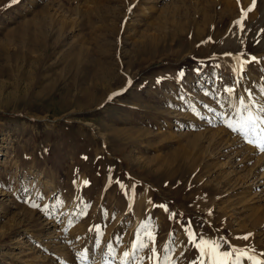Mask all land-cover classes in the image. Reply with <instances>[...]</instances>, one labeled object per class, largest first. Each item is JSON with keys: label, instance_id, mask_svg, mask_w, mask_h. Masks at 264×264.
Here are the masks:
<instances>
[{"label": "rangeland", "instance_id": "rangeland-1", "mask_svg": "<svg viewBox=\"0 0 264 264\" xmlns=\"http://www.w3.org/2000/svg\"><path fill=\"white\" fill-rule=\"evenodd\" d=\"M24 22L46 44L29 85L0 34V264H153L149 235L163 264H206L201 237L264 264V125L229 129L223 91L264 103V0H0V33Z\"/></svg>", "mask_w": 264, "mask_h": 264}, {"label": "snow or ice", "instance_id": "snow-or-ice-1", "mask_svg": "<svg viewBox=\"0 0 264 264\" xmlns=\"http://www.w3.org/2000/svg\"><path fill=\"white\" fill-rule=\"evenodd\" d=\"M19 0H12V3H18ZM251 10V6L249 7L248 11ZM244 14V11L242 10V15ZM230 55V54H228ZM252 60L254 61L255 58L253 57ZM241 72H243V65H241L240 69ZM195 71H199V69H196ZM181 76H183V71L180 73ZM224 93L226 94L224 99L226 100V106L229 108H232L236 115L240 117L239 120L235 121V124L232 122H226V126L233 130L240 133H243L245 137L247 138L249 131H255V129L259 125H264V103H260L259 101H253L252 100V92L249 89H245L246 95L237 94L236 86H226L223 89ZM113 95H116L115 93ZM236 96L238 106L233 108L232 104V97ZM247 97V98H246ZM111 99V97H109ZM259 104V109L256 112H253L252 109L256 107V105ZM248 143L256 144V140L248 139ZM262 150H264V141H262L261 144ZM85 184L88 182L85 181ZM34 207L36 205H33ZM165 210H167L166 206ZM186 228L190 229L191 225L190 223L185 226ZM251 234H246L243 237H239L240 239L247 240ZM149 239L152 240L153 247H152V255L155 257L153 260V264H163L160 255L156 248V238L154 235H149ZM196 234L195 233H189V240L193 243H196ZM221 243H223L225 246H227V250L221 251ZM147 245L143 244L139 241L138 238H134L132 241V248L135 250L138 247H146ZM196 247H198L201 250L202 256H206L208 260V264H230V261L232 259L233 253L236 251L235 246H231L228 241H216L211 239H205L201 237L199 239V242L196 243ZM130 255V253L126 252L124 253V257L127 258ZM240 255L246 256L249 259H252V257L248 256L247 251L241 250ZM238 258V257H237ZM166 260V258H165ZM133 264H136L134 261ZM201 264H204V261H201ZM255 264H260L259 260L255 261Z\"/></svg>", "mask_w": 264, "mask_h": 264}, {"label": "bare ground", "instance_id": "bare-ground-1", "mask_svg": "<svg viewBox=\"0 0 264 264\" xmlns=\"http://www.w3.org/2000/svg\"><path fill=\"white\" fill-rule=\"evenodd\" d=\"M24 24H25L24 25V28L22 26L21 27H17L15 29L12 28V29L6 31L5 33H2L1 32L0 34L6 40H8V38H13V39H15L19 43V46L17 48L16 55L18 57V60L20 59L22 61V63L25 64V67H28L29 68L28 71H27L26 77L29 79L28 84L29 85H32L34 83V80H33L32 77H34L36 75L35 73L37 72L36 71L37 70L36 64H39V61L41 60L40 57H35V56L33 57V55L31 54L32 48L35 46V48L37 47L38 49H41V47H43L46 43H45V39H43V37L36 38V37L31 36L30 33H29V31L27 30V24L25 22H24ZM175 27H176V30H177L178 26L176 25ZM175 31H173L172 34H174ZM170 34L171 33H169V35ZM10 41H12V40H10ZM6 42L7 41L0 39V51L4 50L7 47L6 46ZM82 52H83V50H82ZM12 58H13V56H11V59ZM17 69H18V66H17ZM38 69H39V66H38ZM93 74H94V72H93ZM96 76H94V77H96ZM40 78L42 79V76H40ZM222 140H223V142L225 141L224 142L225 145L227 144L226 148L229 145H231V146L234 145V142H235V141H233L235 139H233V138L231 139V134L230 135L228 134V137H226V139L223 138ZM236 143H237V141H236ZM251 145H252V143H251ZM251 145H249V143L247 142V140L245 141V144L243 146H245V148H247L246 150L248 151L247 152L248 154H245V155L252 154V152L255 153L256 147L254 148ZM252 156H257L256 160L258 162H261V160H262L261 163H263V160H264V152H259L258 155H254L253 154ZM263 177L264 176H262V179H264ZM262 183L264 184V181ZM255 260H256V258H255ZM206 264H208V260H207V263Z\"/></svg>", "mask_w": 264, "mask_h": 264}]
</instances>
